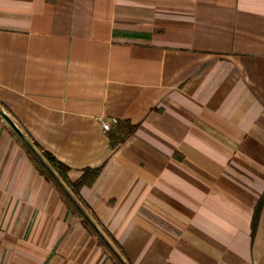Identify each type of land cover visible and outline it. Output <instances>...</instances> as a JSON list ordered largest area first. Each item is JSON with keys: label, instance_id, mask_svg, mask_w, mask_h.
<instances>
[{"label": "crops", "instance_id": "crops-1", "mask_svg": "<svg viewBox=\"0 0 264 264\" xmlns=\"http://www.w3.org/2000/svg\"><path fill=\"white\" fill-rule=\"evenodd\" d=\"M37 147L73 183L101 170L97 234ZM113 240L264 264V0H0V264H116Z\"/></svg>", "mask_w": 264, "mask_h": 264}, {"label": "trees", "instance_id": "trees-1", "mask_svg": "<svg viewBox=\"0 0 264 264\" xmlns=\"http://www.w3.org/2000/svg\"><path fill=\"white\" fill-rule=\"evenodd\" d=\"M27 143L29 142L26 141V144ZM27 145L29 146V144ZM29 152L39 167L40 173L55 184L69 209L78 213L82 217L85 226L97 234L99 225L88 215L85 206L86 203L83 201L80 193L85 185L90 186L95 182L101 170H87V175H85L82 180L73 183L69 179L70 168L60 162L55 156L42 148H38L36 151L32 149V151ZM100 240H105L104 235H101ZM113 245L115 247L113 246L112 253L116 264H130L124 252L117 246L115 240H113Z\"/></svg>", "mask_w": 264, "mask_h": 264}, {"label": "built area", "instance_id": "built-area-1", "mask_svg": "<svg viewBox=\"0 0 264 264\" xmlns=\"http://www.w3.org/2000/svg\"><path fill=\"white\" fill-rule=\"evenodd\" d=\"M111 128V124L109 122H105L103 124L104 131H108Z\"/></svg>", "mask_w": 264, "mask_h": 264}]
</instances>
